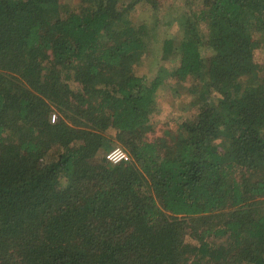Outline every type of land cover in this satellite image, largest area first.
Listing matches in <instances>:
<instances>
[{
	"label": "trees",
	"instance_id": "trees-1",
	"mask_svg": "<svg viewBox=\"0 0 264 264\" xmlns=\"http://www.w3.org/2000/svg\"><path fill=\"white\" fill-rule=\"evenodd\" d=\"M141 2L0 0V264H264V0H201L150 80ZM167 78L197 118L150 141Z\"/></svg>",
	"mask_w": 264,
	"mask_h": 264
},
{
	"label": "rangeland",
	"instance_id": "rangeland-1",
	"mask_svg": "<svg viewBox=\"0 0 264 264\" xmlns=\"http://www.w3.org/2000/svg\"><path fill=\"white\" fill-rule=\"evenodd\" d=\"M64 2L71 7H76L80 0H64ZM156 2V8L141 2L132 13L135 22L147 24L152 31L149 49L139 58H135L133 68L137 75L146 76L149 80L157 76L160 71L172 72L177 66V62H173L172 58L164 55L161 50L162 43L165 39L180 38L183 31L180 19L184 15L199 11L202 7L201 0H156ZM255 59L258 63L264 64V50L258 49ZM167 74L163 73L165 77ZM195 87L192 78L166 79L157 92V111L151 118L150 130L147 132L150 141L160 138L173 141L182 135L180 129L182 123L197 118V103L192 94ZM80 90L81 85L75 81L62 86L63 93ZM107 137L112 140L108 151L116 147L123 148L115 141L113 130L108 132ZM51 159L52 156L48 157V160Z\"/></svg>",
	"mask_w": 264,
	"mask_h": 264
},
{
	"label": "built area",
	"instance_id": "built-area-1",
	"mask_svg": "<svg viewBox=\"0 0 264 264\" xmlns=\"http://www.w3.org/2000/svg\"><path fill=\"white\" fill-rule=\"evenodd\" d=\"M57 120L56 114L52 116V123ZM106 160L111 165H119L130 161V155L121 147H116L106 154Z\"/></svg>",
	"mask_w": 264,
	"mask_h": 264
}]
</instances>
